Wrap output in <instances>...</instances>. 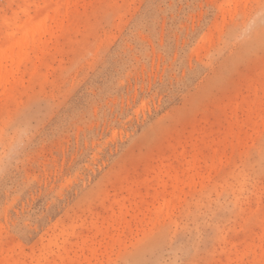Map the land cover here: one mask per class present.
Returning a JSON list of instances; mask_svg holds the SVG:
<instances>
[{
  "label": "rangeland",
  "instance_id": "1",
  "mask_svg": "<svg viewBox=\"0 0 264 264\" xmlns=\"http://www.w3.org/2000/svg\"><path fill=\"white\" fill-rule=\"evenodd\" d=\"M36 3L42 51L0 95V264H264V0Z\"/></svg>",
  "mask_w": 264,
  "mask_h": 264
},
{
  "label": "bare ground",
  "instance_id": "2",
  "mask_svg": "<svg viewBox=\"0 0 264 264\" xmlns=\"http://www.w3.org/2000/svg\"><path fill=\"white\" fill-rule=\"evenodd\" d=\"M36 4V0L30 2L23 0L19 8L21 12H27L26 18L20 24H15L12 19L8 20L7 34L0 40V95L4 94L7 97L13 95L21 68L26 63H33L29 54L35 49L42 51L41 33L42 30H46V21L53 18V14L51 16L49 14L53 8L50 5L43 8ZM31 69H34V66ZM1 264L14 262L12 258H8L2 260Z\"/></svg>",
  "mask_w": 264,
  "mask_h": 264
}]
</instances>
